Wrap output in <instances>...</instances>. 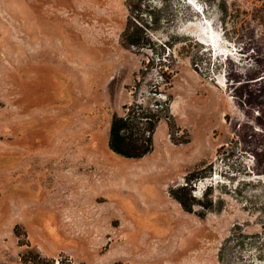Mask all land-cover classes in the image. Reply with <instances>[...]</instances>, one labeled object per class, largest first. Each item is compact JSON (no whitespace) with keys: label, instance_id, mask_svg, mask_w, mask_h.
<instances>
[{"label":"rangeland","instance_id":"obj_1","mask_svg":"<svg viewBox=\"0 0 264 264\" xmlns=\"http://www.w3.org/2000/svg\"><path fill=\"white\" fill-rule=\"evenodd\" d=\"M167 1L136 48L128 0H0V264H261L264 0ZM156 99L152 150L112 151Z\"/></svg>","mask_w":264,"mask_h":264},{"label":"trees","instance_id":"obj_2","mask_svg":"<svg viewBox=\"0 0 264 264\" xmlns=\"http://www.w3.org/2000/svg\"><path fill=\"white\" fill-rule=\"evenodd\" d=\"M128 4L130 12L122 33V42L126 46L136 48L150 46L152 31L157 30L166 18L162 12L169 6V2L167 0H128ZM240 105L245 106L242 101ZM169 110L170 100L160 99L148 104L135 101L126 106L125 114L115 115L111 121L109 146L112 151L127 158H139L149 153L153 148L156 128L163 118L168 117ZM172 194L186 210L192 209V206H188L175 189L172 190ZM29 257L25 258V261L30 264H73L64 259L48 260L38 254ZM260 259L261 264H264V252ZM74 264L78 263L74 262Z\"/></svg>","mask_w":264,"mask_h":264}]
</instances>
